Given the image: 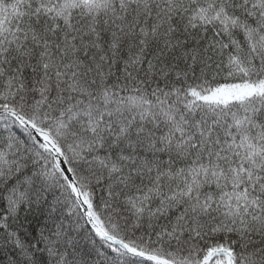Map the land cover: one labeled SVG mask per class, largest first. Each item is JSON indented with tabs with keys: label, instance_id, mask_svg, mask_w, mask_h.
Instances as JSON below:
<instances>
[{
	"label": "snow or ice",
	"instance_id": "obj_1",
	"mask_svg": "<svg viewBox=\"0 0 264 264\" xmlns=\"http://www.w3.org/2000/svg\"><path fill=\"white\" fill-rule=\"evenodd\" d=\"M0 264H264V0H0Z\"/></svg>",
	"mask_w": 264,
	"mask_h": 264
}]
</instances>
